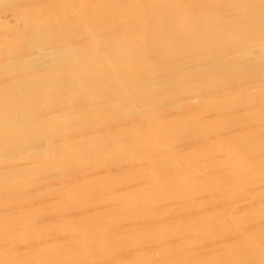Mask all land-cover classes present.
<instances>
[{
    "label": "rangeland",
    "instance_id": "obj_1",
    "mask_svg": "<svg viewBox=\"0 0 264 264\" xmlns=\"http://www.w3.org/2000/svg\"><path fill=\"white\" fill-rule=\"evenodd\" d=\"M0 115V264H264V0H0Z\"/></svg>",
    "mask_w": 264,
    "mask_h": 264
},
{
    "label": "bare ground",
    "instance_id": "obj_2",
    "mask_svg": "<svg viewBox=\"0 0 264 264\" xmlns=\"http://www.w3.org/2000/svg\"><path fill=\"white\" fill-rule=\"evenodd\" d=\"M228 13H230V12H228ZM226 15V14H225ZM29 44V43H28ZM27 44V45H28ZM32 45V44H31ZM31 45H29L30 46V48H28L29 50H28V53L27 54H30V55H28V57H24L25 58V61L28 63L29 61L31 62V60H33V61H35L36 62V60H41V58L43 59V56H41V55H48V52H50L51 50L50 49H48V48H45L46 50L44 51L43 49V47H40L39 45H33L32 47H31ZM42 46V45H41ZM62 48V47H61ZM48 49V50H47ZM65 49V48H64ZM59 50H61V49H59ZM47 51V52H46ZM24 52H26V51H24ZM54 53V52H53ZM60 53V52H59ZM49 54H51V52L49 53ZM61 54V53H60ZM46 55V56H47ZM19 56H21V55H19ZM25 56H27V55H25ZM10 57H12V56H10ZM13 57H17V56H13ZM60 57V56H59ZM64 57V56H63ZM22 58V57H21ZM24 58H23V60H24ZM70 58V57H69ZM46 59V58H45ZM8 60H10V59H8ZM12 61V60H11ZM9 62V61H8ZM6 64H8V63H6ZM22 64H24V63H22ZM32 64V63H31ZM43 64V63H42ZM26 66V65H25ZM31 66V65H30ZM33 66H35V65H33ZM7 67H8V65H7ZM46 67V66H45ZM25 69V68H24ZM164 73V72H163ZM33 74V73H32ZM161 75V74H160ZM37 76H38V74H37ZM158 76V75H157ZM155 78H157V77H155ZM33 79V78H32ZM158 79V78H157ZM34 81V80H33ZM15 91V90H14ZM42 92V91H41ZM11 98V97H10ZM14 100V98H12L11 99V101H13ZM61 111V110H60ZM60 111H58V112H56V113H54V114H50L49 115V117H50V119H55V121H59L60 120V117L61 116H63V112H60ZM65 112H67V111H65ZM50 113V112H49ZM52 113V112H51ZM0 116H2V115H0ZM58 117V118H57ZM46 118V117H45ZM4 119H5V117H4ZM0 120H2V119H0ZM7 120V119H6ZM9 120V119H8ZM7 120V124H5V121H0V123H2V124H0V125H8V126H4V130L2 129V131L3 132H5V133H8V131H12V130H14L15 129V131L16 130H18V128L20 127L19 125H20V123L18 124H16L17 126H19L18 128H15V127H17V126H15L13 123H15V122H17V121H14V120H9V121H13L12 123L10 122L9 123V121ZM10 124V125H9ZM14 125V129L12 128H10L11 126H13ZM42 126V125H41ZM3 127V126H2ZM44 127V126H43ZM5 128H7V130L8 131H6L5 130ZM10 130H9V129ZM41 128V127H40ZM1 129V128H0ZM20 129V128H19ZM2 132V133H3ZM14 132V131H13ZM10 134H11V132H10ZM29 141V140H28ZM22 142H24V141H21V143ZM51 143L49 142H45V141H42V142H36V143H28V144H26V145H28V146H25V145H22L21 147H24V148H22L21 149V152H26V154H29V153H27V152H30V155H38L40 152H42V153H45V154H41L40 153V155H42L43 156V158L44 159H46V157H47V154L49 153V152H46V151H48V149H46L47 148V146L48 145H50ZM43 148H45V149H43ZM56 148V147H55ZM59 149V148H58ZM78 149H80V147L78 148ZM77 149V150H78ZM84 148L83 147H81V149L80 150H83ZM1 151V150H0ZM47 153V154H46ZM23 154V153H22ZM21 154V155H22ZM39 155V156H40ZM44 155H45V157H44ZM74 155H75V153H74ZM49 157V156H48ZM42 158V159H43ZM10 159H12V158H10ZM37 159V158H36ZM41 159V158H40ZM14 160H15V158H14ZM10 162V161H9ZM3 187H5V188H8L7 187V185L5 186H3ZM1 187H0V191H1Z\"/></svg>",
    "mask_w": 264,
    "mask_h": 264
}]
</instances>
